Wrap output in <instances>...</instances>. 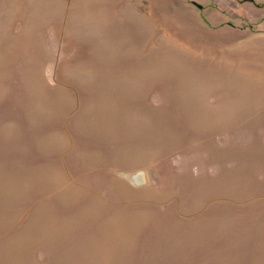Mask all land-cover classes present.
<instances>
[{
  "label": "rangeland",
  "instance_id": "obj_1",
  "mask_svg": "<svg viewBox=\"0 0 264 264\" xmlns=\"http://www.w3.org/2000/svg\"><path fill=\"white\" fill-rule=\"evenodd\" d=\"M0 264H264V0H0Z\"/></svg>",
  "mask_w": 264,
  "mask_h": 264
}]
</instances>
